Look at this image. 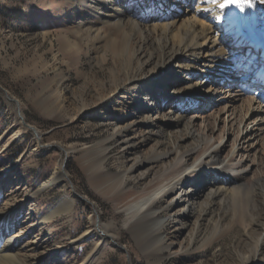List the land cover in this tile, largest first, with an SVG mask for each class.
Wrapping results in <instances>:
<instances>
[{
	"label": "bare ground",
	"instance_id": "6f19581e",
	"mask_svg": "<svg viewBox=\"0 0 264 264\" xmlns=\"http://www.w3.org/2000/svg\"><path fill=\"white\" fill-rule=\"evenodd\" d=\"M69 2L65 17L75 21L71 49L91 53L92 65L101 69L110 64V92L104 83L93 82V89L97 102L114 94L112 106L119 113L107 121L108 137L84 146L77 157L90 186L126 213L128 232L153 264H163L165 252L192 257L196 243L197 251L204 252L236 229L243 234L232 251L216 250L199 264H264V176L245 183L242 177L214 172L225 161L194 133L195 116H189L202 109L201 100L222 82L230 88L259 84L264 89V0H244L239 8H222L226 0ZM56 84L54 94L41 100L46 106L52 100L53 112H63L68 108L65 83L60 79ZM72 89L85 105L79 115L89 100L97 103L87 96L89 82ZM237 92L242 96L244 90ZM254 102L248 100L245 108L258 115L256 122L264 116V101L252 109ZM17 125L27 128L22 113ZM35 138L41 140L38 131ZM110 142L122 153L114 171L106 166ZM65 178L63 170L53 180ZM75 195L71 187L47 219L60 213L72 216ZM13 202L0 209V264H44L47 254L58 251L56 245L49 234L27 240L32 228L21 222L24 203ZM162 210L167 214L159 217ZM95 214L94 252L112 239Z\"/></svg>",
	"mask_w": 264,
	"mask_h": 264
},
{
	"label": "rangeland",
	"instance_id": "374dc122",
	"mask_svg": "<svg viewBox=\"0 0 264 264\" xmlns=\"http://www.w3.org/2000/svg\"><path fill=\"white\" fill-rule=\"evenodd\" d=\"M69 4V0H0V209H9L13 199L22 201L21 222L32 228L27 240L36 234L50 235L58 251L47 254L44 264H153L128 232L126 213L98 195L77 161L84 146L108 137L107 121L119 113L112 106L114 94L103 95V101L97 102L93 89V82L104 83L110 92V64L101 69L92 65L91 53L71 49L75 21L65 17ZM60 79L65 83L68 108L53 112V101L47 107L41 99L54 94ZM85 82L92 87L87 96L97 103L89 100L79 115L85 105L72 87ZM239 90L243 89L225 84L214 87L210 97L201 100L202 109L192 110L189 116H195L194 133L208 140L207 147L225 161L214 172L225 171L231 178L251 183L264 176V120L259 122L264 116L255 122L258 115L247 114L245 107L255 98L252 109H257L262 100L244 92L239 96ZM20 113L26 129L17 125ZM109 146L106 166L114 171L122 153L114 142ZM71 148L76 152H70ZM63 170L68 179L53 180ZM71 187L76 192L72 216L60 213L47 219L61 199L71 194ZM95 211L112 234L96 252ZM166 214L158 213L159 217ZM242 234L236 229L204 252L197 251L200 243H196L192 257L165 252L163 264H183L184 258L189 259L187 264L208 261L216 250L232 251Z\"/></svg>",
	"mask_w": 264,
	"mask_h": 264
},
{
	"label": "snow or ice",
	"instance_id": "6c2138e0",
	"mask_svg": "<svg viewBox=\"0 0 264 264\" xmlns=\"http://www.w3.org/2000/svg\"><path fill=\"white\" fill-rule=\"evenodd\" d=\"M242 3H244V0H226L221 7L226 8L228 6H236L239 8Z\"/></svg>",
	"mask_w": 264,
	"mask_h": 264
}]
</instances>
